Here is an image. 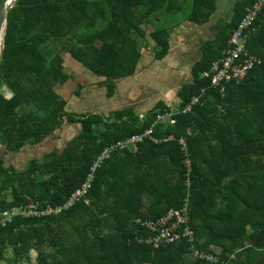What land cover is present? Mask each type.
Here are the masks:
<instances>
[{
	"label": "trees",
	"instance_id": "trees-1",
	"mask_svg": "<svg viewBox=\"0 0 264 264\" xmlns=\"http://www.w3.org/2000/svg\"><path fill=\"white\" fill-rule=\"evenodd\" d=\"M185 1L17 0L10 9L0 64V141L10 151L39 143L64 116L80 129L64 147L31 159L23 170L0 161V210L31 199L63 203L96 155L129 135L152 127L153 138L173 139L144 138L135 150L112 152L70 208L0 227V261L31 264L35 249L34 264H264V16L246 32V48L260 62L243 79L221 91L201 76L223 55L255 0H234L229 17L216 26L193 66V82L180 90V107L192 96L199 101L188 112L174 113L173 124L155 121L168 108L143 119L130 109L75 117L64 111L54 88L67 79L65 52L112 90L118 78L134 72L147 30L157 53L165 51L174 25L159 15H179ZM188 1L184 19L195 23L209 21L216 10L217 0ZM62 39L71 43L65 51L50 50V43ZM185 197L193 246L217 255L216 263L193 258L186 239L157 248L135 239L148 234L136 218H156L180 207Z\"/></svg>",
	"mask_w": 264,
	"mask_h": 264
},
{
	"label": "crops",
	"instance_id": "crops-1",
	"mask_svg": "<svg viewBox=\"0 0 264 264\" xmlns=\"http://www.w3.org/2000/svg\"><path fill=\"white\" fill-rule=\"evenodd\" d=\"M149 32L147 30L145 40L141 41L142 47L134 72L118 78L110 91L103 82V77L94 74L69 54L63 63L67 79L54 87L64 101V111L75 117L85 114L108 117L114 111L130 109L143 119L147 114L161 108L180 107V90L183 85L193 82V66L201 58L203 47L212 40L215 32H210L208 22L195 23L182 18L170 29L165 51L159 54ZM147 37L150 38L149 43ZM74 60L80 65L74 63ZM6 93H9L6 97L11 96L9 91H5V95ZM63 119L61 126L43 141L27 143L28 145L25 144L18 151L6 149L0 141V161L5 167L20 171L26 168L31 159L41 160L52 151L61 149L80 129L78 123L68 121L66 116ZM32 146L35 154L27 153L24 164L15 167L16 164L13 165L11 160H7L8 154L16 161L22 151L26 152L29 147L31 150ZM29 254L31 263L34 264L35 249H31Z\"/></svg>",
	"mask_w": 264,
	"mask_h": 264
},
{
	"label": "built area",
	"instance_id": "built-area-1",
	"mask_svg": "<svg viewBox=\"0 0 264 264\" xmlns=\"http://www.w3.org/2000/svg\"><path fill=\"white\" fill-rule=\"evenodd\" d=\"M258 16H264V0L254 1L252 6L241 18L236 28L230 33L223 55L220 58L213 60L210 63L209 68L201 73L202 77L209 79L211 86H219L222 91L225 83L243 79L248 71L260 62L259 58L251 54L246 48V32ZM198 101V96H192L183 107L169 108L156 113L155 121L173 124L175 122L172 117L174 113L188 112L193 105L198 103ZM151 133L152 127H149L141 133L129 135L105 146L93 159L85 180L63 203L51 205L49 203H42L38 200L31 199L27 204L1 209L0 227L12 223L16 218H42L49 215L59 214L70 208L85 195L93 180L94 171L100 167L103 161L107 159L112 152L123 149L135 150L136 144L144 138H151L155 142L173 139L172 135H167L162 139H156L151 136ZM178 141L181 144V148L185 149L186 143L184 138H179ZM185 162L189 165L188 159H185ZM135 223L148 233L146 236L136 237L135 239L139 242H145L151 244L152 247L157 248L163 244L186 239L191 245V255L193 258L205 260L209 263H216L219 260L217 255L193 246L194 231L189 224L186 197L183 199L180 207L170 208L156 218H136ZM222 264L229 263L224 262Z\"/></svg>",
	"mask_w": 264,
	"mask_h": 264
},
{
	"label": "rangeland",
	"instance_id": "rangeland-1",
	"mask_svg": "<svg viewBox=\"0 0 264 264\" xmlns=\"http://www.w3.org/2000/svg\"><path fill=\"white\" fill-rule=\"evenodd\" d=\"M233 1L234 0H217V2H216V10L210 15V18H209V21H207L208 22V26L210 27V32H212V31H214L215 32V30H216V26L217 25H220V23H222V21H224L225 19H227L228 17H229V14H230V10H231V7H232V3H233ZM189 6H190V3H189V1L188 0H186L184 3H183V9H182V11L179 13V15H170L169 17L168 16H166V15H159V17H161L162 19L163 18H165L168 22H169V24L168 25H170V24H173V25H175L179 20H181L182 18H184V16H185V11H187L188 10V8H189ZM152 20L155 22V23H158L159 22V20H161L160 18H158V17H156V18H152ZM142 27L143 28H149L150 29V26H148V25H146V24H143L142 25ZM147 28V29H148ZM147 42L149 43L150 42V38L149 37H147ZM146 42V43H147ZM145 43V44H146ZM69 45H71V43L70 42H68L66 39H62V40H57V41H55L54 43H50V45H49V48H50V50H53V49H59V48H61L62 50H64V47L66 48V47H68ZM141 47H142V45H141ZM141 47H140V49H141ZM60 49V50H61ZM65 51V50H64ZM63 54V57H64V60H65V58L68 56L69 57V53H65V52H63L62 53ZM75 61V60H74ZM74 63H76V64H78V65H80V63L79 62H77V61H75ZM8 94L9 93H6V95L5 96H8ZM28 145V144H27ZM33 147V146H32ZM31 147V148H32ZM31 150H33V151H31ZM30 150V147L26 150V152H25V150L24 151H22V154H20L19 155V157H17V159H16V161H14L12 158H10L9 157V155L7 154V156H6V158H7V160L10 162V160H11V163L14 165V164H16L15 165V167H18V166H20L21 164H24V162H25V160L24 159H26V156L28 155L27 153H31V155L32 154H35V148L33 147L32 149ZM23 152H25V153H23ZM10 254H11V250L10 249H7L6 250V252H5V256L8 258L9 256H10ZM6 260H2V261H0V264H6ZM32 264V263H31Z\"/></svg>",
	"mask_w": 264,
	"mask_h": 264
},
{
	"label": "water",
	"instance_id": "water-1",
	"mask_svg": "<svg viewBox=\"0 0 264 264\" xmlns=\"http://www.w3.org/2000/svg\"><path fill=\"white\" fill-rule=\"evenodd\" d=\"M17 0H0V64L3 56L4 50V35L7 24V14Z\"/></svg>",
	"mask_w": 264,
	"mask_h": 264
},
{
	"label": "bare ground",
	"instance_id": "bare-ground-1",
	"mask_svg": "<svg viewBox=\"0 0 264 264\" xmlns=\"http://www.w3.org/2000/svg\"><path fill=\"white\" fill-rule=\"evenodd\" d=\"M0 35H1V31H0Z\"/></svg>",
	"mask_w": 264,
	"mask_h": 264
}]
</instances>
